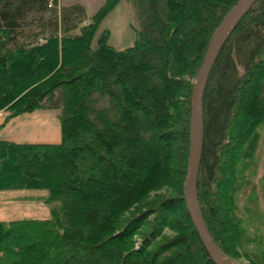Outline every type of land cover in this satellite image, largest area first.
Instances as JSON below:
<instances>
[{
	"label": "trees",
	"instance_id": "obj_1",
	"mask_svg": "<svg viewBox=\"0 0 264 264\" xmlns=\"http://www.w3.org/2000/svg\"><path fill=\"white\" fill-rule=\"evenodd\" d=\"M238 1L133 0L140 28L115 50L108 29L96 33L121 0H106L77 34L81 5L0 0V130L59 109L61 132L58 144L0 141V191L42 190L49 206L45 219L0 221V264H215L183 198L191 94ZM202 113L199 208L213 242L236 259L244 231L234 183L264 123V0L220 50Z\"/></svg>",
	"mask_w": 264,
	"mask_h": 264
},
{
	"label": "rangeland",
	"instance_id": "obj_2",
	"mask_svg": "<svg viewBox=\"0 0 264 264\" xmlns=\"http://www.w3.org/2000/svg\"><path fill=\"white\" fill-rule=\"evenodd\" d=\"M105 3L106 0H58L59 7L78 4L85 9L86 19L79 25L75 34L80 28L91 24V18ZM139 28L133 0H121L103 20L96 36L102 30L108 29L110 46L115 50H123L134 44L136 30ZM59 114V109H42L13 118L0 130V139L15 143L58 144L61 141ZM0 115L1 124L6 113L0 111ZM252 142L253 145L251 143L246 148V152L251 156H244L239 163L240 173L239 177H236L232 194L235 213L242 221L241 228L244 231L238 249L240 257L232 259L238 264H249L244 255L258 256L264 263V123L257 128L256 139ZM158 193L163 196L170 192L161 190ZM46 196L47 193L42 190L0 191V221L48 218L49 206L45 202ZM165 234L173 235L170 230H165ZM134 239L138 244L140 237L136 236Z\"/></svg>",
	"mask_w": 264,
	"mask_h": 264
},
{
	"label": "water",
	"instance_id": "obj_3",
	"mask_svg": "<svg viewBox=\"0 0 264 264\" xmlns=\"http://www.w3.org/2000/svg\"><path fill=\"white\" fill-rule=\"evenodd\" d=\"M257 0H239L223 17L215 30L200 69L193 83L191 94V128L187 173L183 186V198L188 216L204 248L215 264H238L217 247L210 237L201 216L195 184L204 145L203 97L211 69L217 56L241 21L245 13Z\"/></svg>",
	"mask_w": 264,
	"mask_h": 264
},
{
	"label": "crops",
	"instance_id": "obj_4",
	"mask_svg": "<svg viewBox=\"0 0 264 264\" xmlns=\"http://www.w3.org/2000/svg\"><path fill=\"white\" fill-rule=\"evenodd\" d=\"M1 120H2V116L0 115V122ZM0 141H6V140L0 139Z\"/></svg>",
	"mask_w": 264,
	"mask_h": 264
}]
</instances>
